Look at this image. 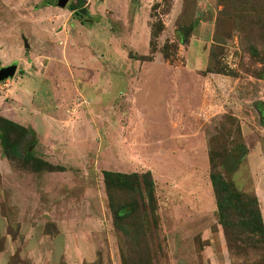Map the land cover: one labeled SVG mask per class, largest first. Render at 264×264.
<instances>
[{"label": "rangeland", "instance_id": "1", "mask_svg": "<svg viewBox=\"0 0 264 264\" xmlns=\"http://www.w3.org/2000/svg\"><path fill=\"white\" fill-rule=\"evenodd\" d=\"M55 2L0 0V264H264L247 215L221 244L210 182L264 176V0Z\"/></svg>", "mask_w": 264, "mask_h": 264}, {"label": "trees", "instance_id": "2", "mask_svg": "<svg viewBox=\"0 0 264 264\" xmlns=\"http://www.w3.org/2000/svg\"><path fill=\"white\" fill-rule=\"evenodd\" d=\"M46 4H49V2H46ZM78 8V6H69V10L73 14L72 16L75 19H78L81 24H84L85 21L82 20V17L86 15L89 16L88 12H80ZM14 129L23 130L24 127L0 115V146L2 148V152L6 156L9 154H14L16 156L21 155L16 149V144L10 141V133ZM102 175L103 182H105L104 184L108 196V203L112 209V212L114 213V216H123L126 213L124 207H119L117 210H115L111 191L114 188L131 192L135 191L136 188L133 186V182L130 181L131 175L114 173L107 170L102 171ZM134 177H137L136 174H134ZM147 177L149 179L148 182ZM143 178L146 179V183L144 182V189L150 196H152L151 191L153 182L151 180L150 172H146ZM210 182L215 198L216 214L219 221L218 224L222 227L226 242L229 238L228 223H226V220L229 218V216L226 214V211L232 209L238 213L239 217H245L246 215L248 216L249 222L246 226H248L251 231L258 233L260 242L264 247V225L259 211L257 198L252 194L248 195L239 192L231 182L217 178L212 174L210 175ZM243 202H249L251 205H253L254 210H246V204H243Z\"/></svg>", "mask_w": 264, "mask_h": 264}, {"label": "crops", "instance_id": "3", "mask_svg": "<svg viewBox=\"0 0 264 264\" xmlns=\"http://www.w3.org/2000/svg\"><path fill=\"white\" fill-rule=\"evenodd\" d=\"M4 117V116H3ZM6 118V117H5ZM7 119H9V120H11L9 117H7ZM11 121H13V120H11ZM14 122V121H13ZM247 168V169H246ZM245 170L247 171V172H251L252 173V171H253V168H251L250 167V165L248 164V165H245ZM239 175H238V180L240 181L241 179V175L243 174V172H244V169H239ZM242 181V180H241ZM242 184V183H241ZM240 189H241V187H240ZM253 191L252 192H254V194H255V196H256V198H257V201H258V207H259V211H260V214H261V217H262V221H263V225H264V176L261 178V181H260V183L258 184V185H256L255 184V182H254V184H253ZM214 206V205H213ZM216 208H214L213 210H215ZM218 232L217 233H215V234H219V236L221 237H219L220 239H221V244H223V245H225V240H224V236H223V232L221 231V229H218L217 230ZM210 241L212 242V240L210 239ZM222 249L223 250H225V251H223V257L225 256V259H227V261L229 262L230 260H229V253H228V251H226V249H224V247H222ZM228 256V257H227ZM212 259V258H211ZM212 261V264H213V259L211 260ZM230 264V263H229Z\"/></svg>", "mask_w": 264, "mask_h": 264}, {"label": "water", "instance_id": "4", "mask_svg": "<svg viewBox=\"0 0 264 264\" xmlns=\"http://www.w3.org/2000/svg\"><path fill=\"white\" fill-rule=\"evenodd\" d=\"M68 1L69 0H56V2L53 5L58 6L60 8H64L67 5ZM24 47H26V48L29 47L26 39H24ZM17 67H18V65L16 62H13L8 66L1 67L0 68V82L6 80L8 78L14 77Z\"/></svg>", "mask_w": 264, "mask_h": 264}, {"label": "flooded vegetation", "instance_id": "5", "mask_svg": "<svg viewBox=\"0 0 264 264\" xmlns=\"http://www.w3.org/2000/svg\"><path fill=\"white\" fill-rule=\"evenodd\" d=\"M262 116H263V118H264V112H263V115H262Z\"/></svg>", "mask_w": 264, "mask_h": 264}]
</instances>
